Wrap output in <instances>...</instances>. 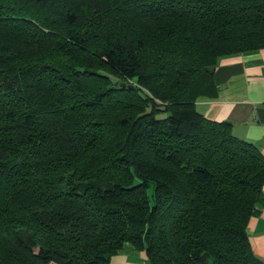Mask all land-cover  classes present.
<instances>
[{
    "label": "trees",
    "instance_id": "obj_1",
    "mask_svg": "<svg viewBox=\"0 0 264 264\" xmlns=\"http://www.w3.org/2000/svg\"><path fill=\"white\" fill-rule=\"evenodd\" d=\"M259 49L264 0H0V264H264V155L197 109Z\"/></svg>",
    "mask_w": 264,
    "mask_h": 264
},
{
    "label": "crops",
    "instance_id": "obj_2",
    "mask_svg": "<svg viewBox=\"0 0 264 264\" xmlns=\"http://www.w3.org/2000/svg\"><path fill=\"white\" fill-rule=\"evenodd\" d=\"M217 95L197 103L206 118L231 124L232 134L256 144L264 155V49L223 57L214 72ZM264 189V186H262ZM248 239L264 262V207L249 219ZM109 264H148L144 251L126 243Z\"/></svg>",
    "mask_w": 264,
    "mask_h": 264
},
{
    "label": "rangeland",
    "instance_id": "obj_3",
    "mask_svg": "<svg viewBox=\"0 0 264 264\" xmlns=\"http://www.w3.org/2000/svg\"><path fill=\"white\" fill-rule=\"evenodd\" d=\"M163 116H164L163 114L158 115V117H163Z\"/></svg>",
    "mask_w": 264,
    "mask_h": 264
}]
</instances>
